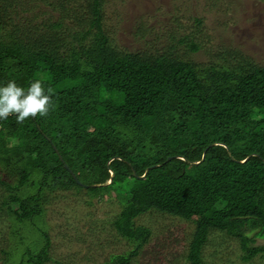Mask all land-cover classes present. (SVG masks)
Wrapping results in <instances>:
<instances>
[{"label": "trees", "instance_id": "16d2710c", "mask_svg": "<svg viewBox=\"0 0 264 264\" xmlns=\"http://www.w3.org/2000/svg\"><path fill=\"white\" fill-rule=\"evenodd\" d=\"M104 14L105 0H0V86L54 89L47 116L0 119V212L16 239L4 263L51 259L45 216L67 189L122 203L112 225L134 247L104 264H128L151 240L136 222L149 210L195 213L188 264H204L214 229L240 241L243 259L264 257V66L128 49Z\"/></svg>", "mask_w": 264, "mask_h": 264}, {"label": "rangeland", "instance_id": "374dc122", "mask_svg": "<svg viewBox=\"0 0 264 264\" xmlns=\"http://www.w3.org/2000/svg\"><path fill=\"white\" fill-rule=\"evenodd\" d=\"M196 17L203 20L199 27ZM104 25L111 38L128 49L170 44L198 62L230 64L243 56L264 66V0H105ZM179 35L199 42L201 49L192 52L189 41L179 43ZM2 174L0 167V178H5ZM55 195L45 216L52 239V257L45 264H104L134 247L112 225L122 209L117 198L70 189ZM194 218L195 213L185 219L155 210L139 214L136 222L150 227L153 235L128 264H188ZM12 230L11 219L0 212V264H5L2 248L16 241ZM239 243L214 229L203 248L204 264H263L260 254L243 259Z\"/></svg>", "mask_w": 264, "mask_h": 264}, {"label": "clouds", "instance_id": "9594fccd", "mask_svg": "<svg viewBox=\"0 0 264 264\" xmlns=\"http://www.w3.org/2000/svg\"><path fill=\"white\" fill-rule=\"evenodd\" d=\"M54 89L44 87V82L36 78L27 88L19 86L14 80L0 86V119L15 115L17 123L26 118L47 116L53 104Z\"/></svg>", "mask_w": 264, "mask_h": 264}, {"label": "water", "instance_id": "95a60500", "mask_svg": "<svg viewBox=\"0 0 264 264\" xmlns=\"http://www.w3.org/2000/svg\"><path fill=\"white\" fill-rule=\"evenodd\" d=\"M67 166H68V164H66ZM111 171V178H110V180L109 181H107L106 183H111L112 182V180H113V176H114V172L112 171V170H110ZM146 171H148V169H146ZM145 175V173L142 175V176H144ZM75 176V175H74ZM76 177V176H75ZM98 184H100V183H98Z\"/></svg>", "mask_w": 264, "mask_h": 264}]
</instances>
